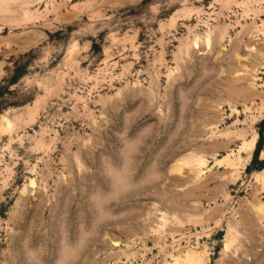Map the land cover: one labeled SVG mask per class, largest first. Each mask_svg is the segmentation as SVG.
<instances>
[{
    "label": "rangeland",
    "instance_id": "rangeland-1",
    "mask_svg": "<svg viewBox=\"0 0 264 264\" xmlns=\"http://www.w3.org/2000/svg\"><path fill=\"white\" fill-rule=\"evenodd\" d=\"M0 264H264V0H0Z\"/></svg>",
    "mask_w": 264,
    "mask_h": 264
}]
</instances>
